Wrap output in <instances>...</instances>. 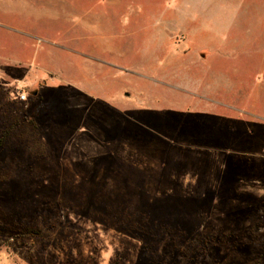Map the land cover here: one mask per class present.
I'll return each instance as SVG.
<instances>
[{"label": "rangeland", "instance_id": "obj_1", "mask_svg": "<svg viewBox=\"0 0 264 264\" xmlns=\"http://www.w3.org/2000/svg\"><path fill=\"white\" fill-rule=\"evenodd\" d=\"M0 264H264V0H0Z\"/></svg>", "mask_w": 264, "mask_h": 264}, {"label": "built area", "instance_id": "obj_2", "mask_svg": "<svg viewBox=\"0 0 264 264\" xmlns=\"http://www.w3.org/2000/svg\"><path fill=\"white\" fill-rule=\"evenodd\" d=\"M21 100H24V97H21Z\"/></svg>", "mask_w": 264, "mask_h": 264}]
</instances>
